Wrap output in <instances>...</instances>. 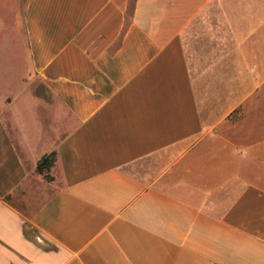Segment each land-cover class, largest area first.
<instances>
[{"label": "crops", "instance_id": "obj_1", "mask_svg": "<svg viewBox=\"0 0 264 264\" xmlns=\"http://www.w3.org/2000/svg\"><path fill=\"white\" fill-rule=\"evenodd\" d=\"M0 264H264V0H0Z\"/></svg>", "mask_w": 264, "mask_h": 264}, {"label": "trees", "instance_id": "obj_2", "mask_svg": "<svg viewBox=\"0 0 264 264\" xmlns=\"http://www.w3.org/2000/svg\"><path fill=\"white\" fill-rule=\"evenodd\" d=\"M54 153H50L47 156H44L38 163V171L39 172H44L48 171L51 166L53 165L54 162Z\"/></svg>", "mask_w": 264, "mask_h": 264}]
</instances>
